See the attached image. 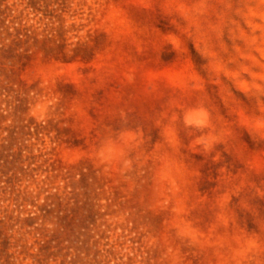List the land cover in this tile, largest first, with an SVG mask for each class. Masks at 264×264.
Listing matches in <instances>:
<instances>
[{"label":"clouds","instance_id":"obj_1","mask_svg":"<svg viewBox=\"0 0 264 264\" xmlns=\"http://www.w3.org/2000/svg\"><path fill=\"white\" fill-rule=\"evenodd\" d=\"M0 264H264V0H0Z\"/></svg>","mask_w":264,"mask_h":264}]
</instances>
